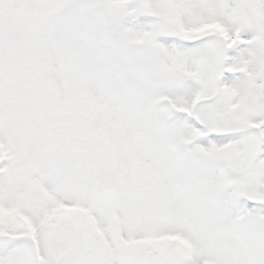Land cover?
Returning <instances> with one entry per match:
<instances>
[{"label":"snow or ice","instance_id":"6c2138e0","mask_svg":"<svg viewBox=\"0 0 264 264\" xmlns=\"http://www.w3.org/2000/svg\"><path fill=\"white\" fill-rule=\"evenodd\" d=\"M0 264H264V0H0Z\"/></svg>","mask_w":264,"mask_h":264}]
</instances>
